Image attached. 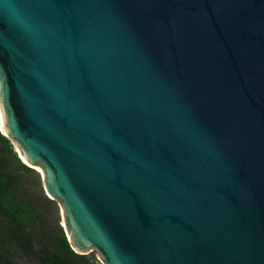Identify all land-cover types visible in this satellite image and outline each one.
I'll return each instance as SVG.
<instances>
[{"label":"water","instance_id":"obj_1","mask_svg":"<svg viewBox=\"0 0 264 264\" xmlns=\"http://www.w3.org/2000/svg\"><path fill=\"white\" fill-rule=\"evenodd\" d=\"M0 111L75 252L264 264V0H0Z\"/></svg>","mask_w":264,"mask_h":264},{"label":"trees","instance_id":"obj_2","mask_svg":"<svg viewBox=\"0 0 264 264\" xmlns=\"http://www.w3.org/2000/svg\"><path fill=\"white\" fill-rule=\"evenodd\" d=\"M40 183L0 131V264H98L93 253L71 248Z\"/></svg>","mask_w":264,"mask_h":264},{"label":"rangeland","instance_id":"obj_3","mask_svg":"<svg viewBox=\"0 0 264 264\" xmlns=\"http://www.w3.org/2000/svg\"><path fill=\"white\" fill-rule=\"evenodd\" d=\"M15 149V148H14ZM36 171V170H35ZM36 173H37V171H36ZM39 174V173H38ZM36 188L40 191V189L42 190V192H43V189H42V186H41V183L39 184V185H37L36 186ZM43 194H45L44 192H43ZM53 200V199H52ZM54 201V208H55V213H56V215L60 218V220H61V215H60V207H59V205H58V203L55 201V200H53ZM57 210V211H56Z\"/></svg>","mask_w":264,"mask_h":264},{"label":"bare ground","instance_id":"obj_4","mask_svg":"<svg viewBox=\"0 0 264 264\" xmlns=\"http://www.w3.org/2000/svg\"><path fill=\"white\" fill-rule=\"evenodd\" d=\"M4 125H3V121H2V117H1V111H0V131L2 132V133H4ZM17 151H18V153H19V155L21 156V153H20V151L17 149ZM22 157V156H21ZM36 169H39V167L38 166H36ZM62 215V214H61ZM61 223H63V220H62V217H61Z\"/></svg>","mask_w":264,"mask_h":264}]
</instances>
